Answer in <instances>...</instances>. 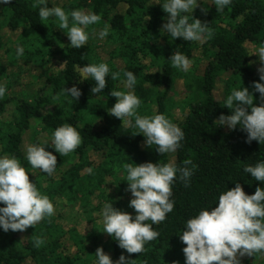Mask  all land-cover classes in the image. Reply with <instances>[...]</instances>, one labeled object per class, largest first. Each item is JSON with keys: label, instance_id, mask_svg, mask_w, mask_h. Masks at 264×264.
I'll list each match as a JSON object with an SVG mask.
<instances>
[{"label": "trees", "instance_id": "obj_1", "mask_svg": "<svg viewBox=\"0 0 264 264\" xmlns=\"http://www.w3.org/2000/svg\"><path fill=\"white\" fill-rule=\"evenodd\" d=\"M37 2L0 4V85L6 88L0 99V158L7 155L20 161L38 191L53 202L55 215L50 222L45 218L24 232L6 233L0 228V264H96L98 247H103L114 264L122 254L135 264H185L182 249L186 245L177 234H182L187 219L217 206L219 195L237 182L249 195L257 187L264 188V182L244 172L246 166L264 162V144L247 143V133L239 125L230 130L214 124L221 114H232L224 106L234 89L249 88L255 105L261 103L252 84L264 83L257 71L259 57L253 55L264 44V0H232L223 14L212 0H198L193 16L212 29L202 42L174 40L161 32L168 16L162 8L166 0H47L48 7L101 16L86 30L89 41L80 49L69 46L56 18L40 19L41 6L33 7ZM186 15L192 22V14ZM105 28L109 34L101 39L99 32ZM18 46L24 49L22 56L17 55ZM177 49L193 61L187 72L169 61ZM99 63L109 65L108 85L93 95L95 82L84 80L76 65ZM14 67L18 72L9 76ZM126 71L137 78L132 89L124 86ZM113 72H119L120 79L113 80ZM12 76H18L20 83L14 85ZM178 84L183 86V97L175 99L172 94ZM73 86L82 91L79 101L63 92ZM112 90L134 92L142 101L139 115L163 114L176 124L184 132L181 147L168 154L145 147L143 134L135 135L134 118L131 124L122 125V120L109 115L108 109L116 103ZM176 112L181 115L177 117ZM65 123L80 132L83 142L62 157L51 144L55 129ZM28 145L45 146L57 156L52 176L28 164ZM186 159L197 166L190 187L184 186L178 174L172 186L174 209L165 221L153 225L159 237L146 244L143 253L129 256L102 232L101 215L106 203L136 215L129 207L133 197L126 191L124 165L161 162L184 167ZM32 235L45 243L34 247ZM256 264H264V256Z\"/></svg>", "mask_w": 264, "mask_h": 264}, {"label": "clouds", "instance_id": "obj_2", "mask_svg": "<svg viewBox=\"0 0 264 264\" xmlns=\"http://www.w3.org/2000/svg\"><path fill=\"white\" fill-rule=\"evenodd\" d=\"M12 0H0V4H11ZM232 0H212L217 12L223 14ZM39 7L38 15L42 21L56 18L58 28L65 30L73 49L83 48L88 44L89 26L97 24L101 16L84 10L66 12L62 7L47 6V0H38L33 7ZM199 7L198 0H166L162 8L166 23L161 32L176 40L183 38L187 42H202L210 36L212 29L209 23L202 22L193 16ZM201 11L207 14L206 8ZM188 13L192 14L189 22ZM94 31V30H93ZM108 29L99 32L101 39L108 36ZM23 47H17V55H23ZM253 55H258L261 66L258 68L260 81H264V44L255 49ZM172 67L187 72L192 66L189 57L179 49L170 57ZM251 63H255L254 61ZM76 70L84 80L91 78L95 86L91 88L93 95L101 93L108 85L106 77L110 72L107 63L88 64L83 67L76 65ZM126 80L124 86L132 89L137 78L131 71L124 72ZM112 79H120L119 72L112 73ZM252 87L260 94V105L256 106L255 96L247 87L234 89L225 100V106L231 110V115L221 114L214 124L235 130L237 126L247 133L246 142L258 141L264 144V83L254 81ZM64 94L79 101L82 91L73 86L65 88ZM6 94V88L0 85V99ZM111 96L116 103L108 109V113L122 120V125L132 123L138 129L137 134L145 137L144 146L154 147L159 154L174 153L181 147L184 132L165 115L141 116L138 108L141 99L132 91L124 92L112 90ZM58 98V97H57ZM250 109V111H249ZM82 136L70 124H63L55 129L51 146L62 157L78 149L82 144ZM26 160L33 169H39L52 176L57 167V156L45 150V146L28 145ZM184 167H177L173 163L142 164L127 163L126 180L132 199L129 207L135 210L132 214L115 208L113 203H106L102 209L104 233L118 242V246L129 256L141 254L145 245L156 240L159 233L153 225L165 221L167 214L174 209L172 186L177 180L190 187L191 177L197 167L190 159L183 161ZM192 165V167H188ZM91 172V169H88ZM244 172L249 173L256 181L264 182V162L254 166H246ZM0 228L4 232H24L28 228H35L45 218L55 215L53 202L47 195H42L36 183L30 180L29 173L21 166L16 157L3 156L0 158ZM181 242L186 245L182 249L185 264H241L243 257L264 256V188L257 187L255 193L249 195L240 183L234 188L221 193L217 206L211 210H201L198 215L186 220L182 234H177ZM33 245L40 248L45 241L32 235ZM96 264H114L111 256L106 254L103 247H98L95 254ZM115 264H135L134 259L121 255ZM179 264V261L173 262Z\"/></svg>", "mask_w": 264, "mask_h": 264}, {"label": "rangeland", "instance_id": "obj_3", "mask_svg": "<svg viewBox=\"0 0 264 264\" xmlns=\"http://www.w3.org/2000/svg\"><path fill=\"white\" fill-rule=\"evenodd\" d=\"M256 56H258V55H256ZM192 65H193V63H192ZM13 71L18 72V69L16 67H14L12 70L8 71V75L11 76V72H13ZM23 77H24V74H23L22 78ZM11 80L14 82V85H16V83H15L16 81L18 83H20L18 76H12ZM182 88H183L182 84H178V86L176 88V91L173 92V94H172V96H174L175 99H180V98L183 97V89ZM176 115L178 117V116L181 115V113L180 112H176ZM262 258H263L262 255L260 257H258V258H256V257H251V258H249V257H243V258H241V262H242V260H247L248 259V260L251 261V263H254L255 261H256V263H259L262 260Z\"/></svg>", "mask_w": 264, "mask_h": 264}]
</instances>
